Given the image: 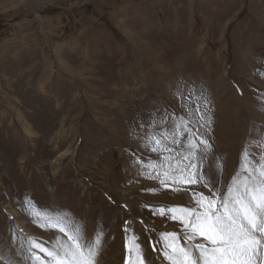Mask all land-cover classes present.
Returning <instances> with one entry per match:
<instances>
[{
  "label": "rangeland",
  "instance_id": "374dc122",
  "mask_svg": "<svg viewBox=\"0 0 264 264\" xmlns=\"http://www.w3.org/2000/svg\"><path fill=\"white\" fill-rule=\"evenodd\" d=\"M257 72L264 0H0V256L26 264L11 226L53 235L20 211L27 194L70 210L89 239L102 216L98 264H125L126 220L148 264H167L151 229L179 233L181 225L140 205H187L190 197L135 174L131 154H155L133 129L156 108L185 114L177 84L203 89L213 119L205 172L215 182L221 158L227 185L253 125L264 123Z\"/></svg>",
  "mask_w": 264,
  "mask_h": 264
},
{
  "label": "snow or ice",
  "instance_id": "6c2138e0",
  "mask_svg": "<svg viewBox=\"0 0 264 264\" xmlns=\"http://www.w3.org/2000/svg\"><path fill=\"white\" fill-rule=\"evenodd\" d=\"M186 85L187 82L177 84L173 93L185 114L156 108L148 114L146 123L138 124L140 132L133 129L139 147L155 154V158L136 152L131 155L137 176L157 181L163 189L185 191L189 202L141 203V210L147 208L152 216L181 225L179 233L151 229L158 232V240L162 241L160 253L167 264H264V123L259 129L253 125L241 150L238 169L227 185L223 183L222 160L217 157V179L213 182L205 172L213 153V144L207 138L213 123L211 102L203 89L195 93L182 90ZM184 186H201L208 189V194ZM145 191L155 193L157 189ZM19 208L29 223L53 232L48 240H43L18 224L10 227L20 249L26 253V264H98L105 235L102 216L97 217V227L89 239L84 224L61 206L37 205L22 194ZM131 223L124 221L125 264H148ZM0 261L15 264L3 256Z\"/></svg>",
  "mask_w": 264,
  "mask_h": 264
}]
</instances>
